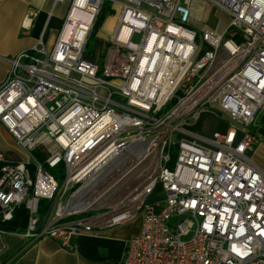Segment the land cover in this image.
I'll return each instance as SVG.
<instances>
[{
	"label": "built area",
	"instance_id": "2783aa9c",
	"mask_svg": "<svg viewBox=\"0 0 264 264\" xmlns=\"http://www.w3.org/2000/svg\"><path fill=\"white\" fill-rule=\"evenodd\" d=\"M109 3L118 22L99 65L86 50ZM208 6L227 18L222 33L193 29ZM8 61L0 122L30 160L0 151V222L23 208L27 239L74 251L80 236L142 217L121 264H264V171L250 155L264 141L254 130L264 116V0H71L52 49L39 41ZM204 112L228 130H189ZM127 154L115 168L124 192L73 210ZM131 164L142 168L134 177Z\"/></svg>",
	"mask_w": 264,
	"mask_h": 264
},
{
	"label": "crops",
	"instance_id": "0c3cea01",
	"mask_svg": "<svg viewBox=\"0 0 264 264\" xmlns=\"http://www.w3.org/2000/svg\"><path fill=\"white\" fill-rule=\"evenodd\" d=\"M71 0H0V86L10 69L9 59L42 41L52 49ZM35 13L31 22L26 18ZM197 10L194 18L197 17ZM220 14V13H218ZM228 122L219 115L204 112L190 130L204 137L214 132H225ZM264 138V128L254 129ZM0 151L10 162H27L30 157L16 139L0 122ZM253 161L264 171V141L250 154ZM157 197H152L155 202ZM143 218L104 230L80 236L76 249L68 251L50 238L37 241L27 239L23 231L0 234V264H121L126 243L139 235Z\"/></svg>",
	"mask_w": 264,
	"mask_h": 264
},
{
	"label": "rangeland",
	"instance_id": "374dc122",
	"mask_svg": "<svg viewBox=\"0 0 264 264\" xmlns=\"http://www.w3.org/2000/svg\"><path fill=\"white\" fill-rule=\"evenodd\" d=\"M197 12V17L195 18L193 23V29L197 31L205 27L222 33L228 25L227 18H225L222 14H218L215 9L209 6L203 9L198 8ZM118 15L119 7H113V5L110 3L106 4L97 20L93 33L90 37L86 50V55L88 59L98 63L99 65L103 64L106 51L109 45L107 40L115 32V28L118 22ZM171 108L172 106L168 105L163 110V114L169 112ZM258 122V125L264 128V116L260 117ZM192 125L193 124H191V126ZM191 126L188 127L189 130ZM34 155L35 158L40 162H45L49 156L46 151H35ZM130 158V154H127L120 160H118L115 165L113 164L112 166H109L107 168V171H105L95 182H93V186H89L88 188H86L84 192H81L78 195L79 197L81 196V198H78L77 196L78 199L76 198L74 201L78 202L79 200H87V202H96L95 198L104 196L99 202V204L94 205V207L97 208L100 206H104L106 204V201L111 200L113 197L112 193L114 191L123 193V186L125 187L126 185L125 180H122L114 186L115 182H117L118 179V176L116 177L117 171L115 172V168L120 167L122 169L125 164H128V162H130ZM129 168L132 171L134 169L133 164H131ZM141 170L142 168L133 170L131 176L133 175L134 177L138 175ZM68 201L69 199L65 202V205L68 204ZM96 213L97 212H92L91 214Z\"/></svg>",
	"mask_w": 264,
	"mask_h": 264
},
{
	"label": "trees",
	"instance_id": "16d2710c",
	"mask_svg": "<svg viewBox=\"0 0 264 264\" xmlns=\"http://www.w3.org/2000/svg\"><path fill=\"white\" fill-rule=\"evenodd\" d=\"M53 174L60 180L63 178L64 169L60 167L59 170L53 171ZM50 205H43V208L47 209ZM28 215L23 208L17 210L14 219L10 222H0V229L6 232H18L23 231L27 227Z\"/></svg>",
	"mask_w": 264,
	"mask_h": 264
},
{
	"label": "bare ground",
	"instance_id": "6f19581e",
	"mask_svg": "<svg viewBox=\"0 0 264 264\" xmlns=\"http://www.w3.org/2000/svg\"><path fill=\"white\" fill-rule=\"evenodd\" d=\"M145 87H152V80H145ZM153 94L155 95V96H164V89H163V87L162 86H154L153 87ZM119 160V159H118ZM117 160V161H118ZM117 161H115L113 164L115 165L116 163H117ZM113 164H111L110 166H112ZM105 171H107V170H105ZM104 171V172H105ZM103 172V173H104ZM102 173V174H103ZM99 177H97V178H95L94 179V181H92V182H90V183H88L87 185H86V188H88L89 186L91 187V186H93L92 184H93V182H95L97 179H98ZM86 188H85V190H86ZM78 198H81V196L79 197L78 196ZM77 198V199H78ZM97 200V199H96ZM84 202V204H83V206H81V204L80 203H83ZM95 202V201H94ZM94 202L93 201H91V202H85L84 200L82 201V200H79L78 202H76L75 203V205L77 206L76 208H73V210H81V209H83V208H85V207H87V206H90V205H92V204H94ZM72 210V209H71Z\"/></svg>",
	"mask_w": 264,
	"mask_h": 264
}]
</instances>
